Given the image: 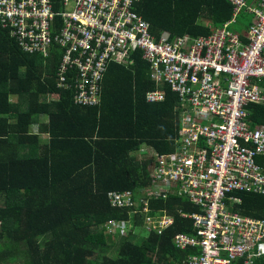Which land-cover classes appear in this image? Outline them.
Masks as SVG:
<instances>
[{
  "label": "trees",
  "instance_id": "1",
  "mask_svg": "<svg viewBox=\"0 0 264 264\" xmlns=\"http://www.w3.org/2000/svg\"><path fill=\"white\" fill-rule=\"evenodd\" d=\"M52 1L61 10L62 0ZM136 11L156 38L164 32L171 38L208 36L233 15L229 0H141ZM252 19L244 10L231 29L243 34ZM62 56L58 45L49 57L24 52L0 30V264H184L199 251L175 246L177 234H196L181 214L201 212L187 197H152L147 215L167 214L174 223L147 233L140 244L135 233L112 236L104 227L117 220L142 229L144 216L135 213L141 207L114 208L109 194L133 191L146 198L154 155L176 152L178 95L167 83L157 85L137 51L132 64L109 65L98 106H78L75 89L58 86ZM158 88L165 100L147 102V93ZM247 110L252 126L264 125L262 105L251 103ZM36 123L39 131H32ZM256 160L264 164V156ZM230 196L240 199L235 212L264 219L262 195ZM253 264H264V256Z\"/></svg>",
  "mask_w": 264,
  "mask_h": 264
},
{
  "label": "built area",
  "instance_id": "2",
  "mask_svg": "<svg viewBox=\"0 0 264 264\" xmlns=\"http://www.w3.org/2000/svg\"><path fill=\"white\" fill-rule=\"evenodd\" d=\"M140 1L62 0L56 11L52 0H0V30L27 53L49 57L54 45L62 48L58 86L73 87L78 106H98L109 65L127 66L132 53L142 52L157 85L167 83L181 101L176 152L154 155L146 198L133 191L109 194L114 208L141 207L135 213L144 216L142 229L117 220L104 227L119 237L162 233L174 218L147 215L149 200L178 194L201 210L181 214L196 234L174 237L178 249L198 248L185 264H253L264 256V219L235 212L240 199L230 193L264 197V164L256 160L264 156V125L252 126L247 110L251 103L264 107V0H229L231 20L197 38L168 32L156 38L136 11ZM244 10L253 19L240 34L231 27ZM165 98L160 88L146 95L149 103Z\"/></svg>",
  "mask_w": 264,
  "mask_h": 264
},
{
  "label": "rangeland",
  "instance_id": "3",
  "mask_svg": "<svg viewBox=\"0 0 264 264\" xmlns=\"http://www.w3.org/2000/svg\"><path fill=\"white\" fill-rule=\"evenodd\" d=\"M13 100H16V97H14ZM32 131H39V124L38 123H36L35 125L32 126ZM46 140H47V138L46 137H43L42 138V143H47ZM136 233L138 235V238L135 241L138 244L142 243V241L144 240V238H146L148 236L147 232H145L144 230H138ZM187 260L184 261V264L186 263Z\"/></svg>",
  "mask_w": 264,
  "mask_h": 264
}]
</instances>
